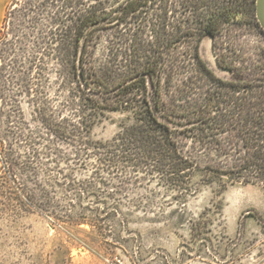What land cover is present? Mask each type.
<instances>
[{"label":"rangeland","instance_id":"374dc122","mask_svg":"<svg viewBox=\"0 0 264 264\" xmlns=\"http://www.w3.org/2000/svg\"><path fill=\"white\" fill-rule=\"evenodd\" d=\"M119 1L9 6L0 27V264H264V168L251 158L244 128L245 140L224 126L196 141L179 125L196 169L178 185L161 174L165 166L154 155L114 151L133 122L130 113L111 110L114 96L105 93L124 78L111 75L109 62L128 27L105 21L84 35L77 24L91 8L104 16ZM169 17L175 25L189 15L171 9ZM254 18L251 11L232 20L217 36L220 54L245 59L251 69L264 62V33ZM79 55L84 82L72 74ZM201 55L223 81L238 80L219 66L211 37ZM253 79L260 85L249 100L259 102L263 78ZM225 90L219 119L234 108L233 97L247 95ZM84 96L108 109L83 113Z\"/></svg>","mask_w":264,"mask_h":264},{"label":"trees","instance_id":"16d2710c","mask_svg":"<svg viewBox=\"0 0 264 264\" xmlns=\"http://www.w3.org/2000/svg\"><path fill=\"white\" fill-rule=\"evenodd\" d=\"M248 1L121 0L104 16L99 14L97 7L84 14L77 24L79 34L94 31L105 21L128 27V36L118 49L121 52L115 61L109 62L111 75L120 71L124 78L105 92L114 96L111 110L126 111L133 121L119 133L115 152L154 155V161L165 166L160 169L161 174L178 185L184 178H192L196 169L194 160L182 149L183 130L178 126L185 127L184 131H189L191 139L196 141L216 136L224 126L227 130L233 126V131L239 129L238 140H245L241 135L246 130V144L253 149L251 158L256 163L261 160L260 169L264 168V97L259 102L249 100L257 94L253 91L260 85L253 74H260L264 82V62L251 69L245 59H229L218 52L221 38L217 36L232 20L242 19L252 11L258 21L257 7L253 1L250 4ZM171 9L181 15L188 14L186 23L179 20L172 25ZM205 37L213 39L219 66L235 78L239 77L238 80L223 81L208 66L201 55ZM85 45V40L80 48L76 45L79 54L84 52ZM72 71L81 82L87 81L82 56L73 63ZM221 86L223 90L230 87L237 93L243 90L247 95L233 97L234 108L219 119V108L227 100L223 98L229 95L219 92ZM81 100L85 102L81 105L83 113L89 109H108L97 96H84ZM226 103L228 105V101ZM233 112L237 115L235 120H231Z\"/></svg>","mask_w":264,"mask_h":264},{"label":"crops","instance_id":"0c3cea01","mask_svg":"<svg viewBox=\"0 0 264 264\" xmlns=\"http://www.w3.org/2000/svg\"><path fill=\"white\" fill-rule=\"evenodd\" d=\"M13 0H0V27L4 24L7 17L9 6Z\"/></svg>","mask_w":264,"mask_h":264},{"label":"water","instance_id":"95a60500","mask_svg":"<svg viewBox=\"0 0 264 264\" xmlns=\"http://www.w3.org/2000/svg\"><path fill=\"white\" fill-rule=\"evenodd\" d=\"M256 16L261 28L264 30V0H257L256 2Z\"/></svg>","mask_w":264,"mask_h":264}]
</instances>
